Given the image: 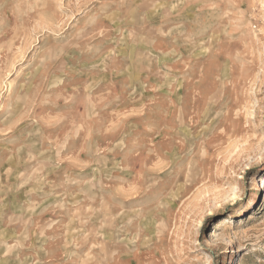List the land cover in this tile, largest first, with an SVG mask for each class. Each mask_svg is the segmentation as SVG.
I'll return each instance as SVG.
<instances>
[{
	"label": "rangeland",
	"instance_id": "obj_1",
	"mask_svg": "<svg viewBox=\"0 0 264 264\" xmlns=\"http://www.w3.org/2000/svg\"><path fill=\"white\" fill-rule=\"evenodd\" d=\"M262 177L264 0H0V264H264Z\"/></svg>",
	"mask_w": 264,
	"mask_h": 264
},
{
	"label": "crops",
	"instance_id": "obj_2",
	"mask_svg": "<svg viewBox=\"0 0 264 264\" xmlns=\"http://www.w3.org/2000/svg\"><path fill=\"white\" fill-rule=\"evenodd\" d=\"M38 193V196H37V198L39 199V201L40 202H38V206H42V207H44V205H45V197L46 196H44V194L46 193L45 191H42V192H37ZM21 207H23V206H21ZM22 218L23 219H25V220H28V219H30V217L28 218V217H23V215L22 214H14L13 216H12V219H13V221L15 222H17L18 220H22ZM30 224H33V222H34V220L33 219H31L30 220ZM36 230H34V231H36L37 233H38V237L36 238V240L38 241V245L40 246V248H46L47 247V240H48V237L46 236V232H41V231H39L38 229H42L41 227L40 228H35ZM20 231V230H19ZM21 232L22 231H20L19 233H20V236H16L14 239H12V241H11V243H10V245L8 244V240H10V239H6L5 241H4V245L6 246V247H1L3 250H0V256H5V255H7V254H20L21 252H22V254H26L27 253V251L29 250V249H22V250H20V251H17L18 249H14L13 247H14V245H15V243L17 242V240H20L22 237H23V235H21ZM36 233V234H37ZM44 251H39V253L40 254H42ZM31 253V252H30Z\"/></svg>",
	"mask_w": 264,
	"mask_h": 264
},
{
	"label": "bare ground",
	"instance_id": "obj_3",
	"mask_svg": "<svg viewBox=\"0 0 264 264\" xmlns=\"http://www.w3.org/2000/svg\"><path fill=\"white\" fill-rule=\"evenodd\" d=\"M263 180V184H264V177L261 178Z\"/></svg>",
	"mask_w": 264,
	"mask_h": 264
}]
</instances>
